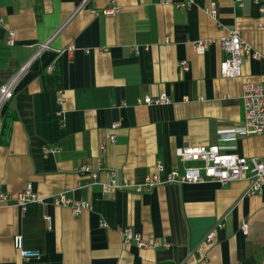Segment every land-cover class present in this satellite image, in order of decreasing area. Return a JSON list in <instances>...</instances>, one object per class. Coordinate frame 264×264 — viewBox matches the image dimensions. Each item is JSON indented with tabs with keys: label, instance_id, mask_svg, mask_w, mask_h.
<instances>
[{
	"label": "crops",
	"instance_id": "1",
	"mask_svg": "<svg viewBox=\"0 0 264 264\" xmlns=\"http://www.w3.org/2000/svg\"><path fill=\"white\" fill-rule=\"evenodd\" d=\"M188 1L0 0V86L23 68L0 111V187L13 198L29 183L38 197L26 210L0 203V264H264V188L246 195L247 180L142 185L158 162L162 179L192 165L176 156L184 146L262 154L260 135L224 136L243 120V83L264 82V59L245 58L237 78L219 72V40L230 30L264 54L259 4L179 6ZM110 7L117 12L101 13ZM200 39L210 40L203 54L194 49ZM161 93L170 103H138ZM112 179L131 186L103 191ZM60 195L91 207L76 214L54 202ZM126 227L149 245L124 243ZM17 234L40 255L22 258Z\"/></svg>",
	"mask_w": 264,
	"mask_h": 264
},
{
	"label": "built area",
	"instance_id": "2",
	"mask_svg": "<svg viewBox=\"0 0 264 264\" xmlns=\"http://www.w3.org/2000/svg\"><path fill=\"white\" fill-rule=\"evenodd\" d=\"M86 1V0H85ZM165 1V0H164ZM192 0L187 3L179 4V6L188 5ZM259 4V10L264 15V5L261 4V0H254ZM205 10L210 16L215 17L216 5L210 3L205 6ZM97 14V11H93ZM117 12L116 7H110L102 10L101 13L105 15H113ZM264 19V17H262ZM210 40L200 39L194 42V49L198 54H203L208 47ZM13 42V32L9 33L8 43ZM220 46L225 54L224 58L219 64V72L222 77L237 78L242 75L243 61L245 58L252 59H264V54L253 50L242 39L239 30L233 29L228 34L219 40ZM45 45H42V48ZM73 47L69 46L71 50ZM181 69L183 71L188 70L187 62H180ZM23 68L4 84L0 86V111L11 100L14 94V88ZM171 99L168 95L161 93L155 96H144L138 99V103L145 105H161L170 103ZM241 102L243 108V120L239 123L230 134H226L224 137H234L236 133L241 135L257 134L262 137V154L260 157L251 156L247 157L239 155L233 152L221 151L217 144L197 145V146H184L176 150V156L182 163H192V165L184 166L182 171L172 169L166 172L164 179L160 177V173L164 171V166L158 162L156 164V170L146 176L143 186L147 188H153L156 185L164 183H200L204 181L217 182L220 185H226L233 181L247 180L248 187L246 189V195L260 194L262 188H264V82L253 83L245 82L242 85ZM114 124L112 127H116ZM113 135L109 136L113 139ZM53 151V147H44L43 152ZM80 173L88 171V167L80 166L78 168ZM95 177V175L93 174ZM131 184L125 180L121 183L116 179H112L109 185L103 186V191L118 190L130 187ZM140 185L136 186V190H141ZM14 201L17 206L22 210H26L27 204L30 202L38 201L36 192L33 190L31 184L19 190L15 197H11L8 192L4 191L0 187V203H8ZM56 204L69 205L74 213H79L83 209H90V203L87 201H75L71 202L64 195H60L54 200ZM47 228H50V217H45ZM100 225L105 227L106 223L100 221ZM224 226L223 222H217L212 230H210L206 236V242H211L215 236V230ZM241 229L244 233H247V223H243ZM124 243L134 241L138 247H146L149 244L143 241L138 234H136L131 228L126 227L121 230ZM13 246L19 252L22 258L38 257L39 252L31 251L24 247L23 237L19 234L14 235ZM157 245V244H153Z\"/></svg>",
	"mask_w": 264,
	"mask_h": 264
}]
</instances>
